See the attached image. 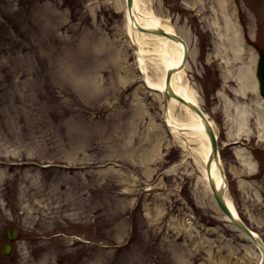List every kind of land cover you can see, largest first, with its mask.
Segmentation results:
<instances>
[{
    "label": "rangeland",
    "instance_id": "1",
    "mask_svg": "<svg viewBox=\"0 0 264 264\" xmlns=\"http://www.w3.org/2000/svg\"><path fill=\"white\" fill-rule=\"evenodd\" d=\"M124 1L0 0V245L7 228L21 229L0 264H212L226 239L249 242L223 220L198 171L174 166L179 147L158 140L162 101L137 67ZM217 1L158 3L165 21L191 34L241 217L264 240V140L253 114L249 135L227 138L224 97L238 96L229 69L249 64L255 76L264 0H227L247 49L240 59L217 51ZM236 140L256 172L237 162Z\"/></svg>",
    "mask_w": 264,
    "mask_h": 264
},
{
    "label": "bare ground",
    "instance_id": "2",
    "mask_svg": "<svg viewBox=\"0 0 264 264\" xmlns=\"http://www.w3.org/2000/svg\"><path fill=\"white\" fill-rule=\"evenodd\" d=\"M218 6H212L214 10V28L216 29L217 35V51L218 53L228 54L232 52L233 56L237 59L243 58L247 49L243 43V36L241 34L240 26L232 15L228 11V1L218 0ZM123 13H124V29L128 35L129 41L133 47L134 55L136 56L137 67L143 75V82L145 86L154 90L160 95L161 98V133L158 134V140L163 141L165 139L166 145L178 146L180 149L182 159L176 165L185 168L189 172L194 170L198 171L197 178L199 182H202L206 187L208 194L212 196V202L218 207L222 218L228 224L232 225L236 230L241 233V236L247 239L249 242L246 244H233L230 240H225L222 250H226V254H222L221 250L217 252V261L212 262V264H264V250L261 244L254 241L255 239L249 236L245 231H242L236 224L237 220L240 219L241 223L244 224L240 215L233 212L227 202L223 199L226 208H222L216 201L214 189L218 192L207 172L205 171L203 165L198 159L196 153L194 152L188 138L176 122L170 102L167 94L165 93L162 86L156 83L154 80L148 77L146 72L142 49L136 34L135 29V16H134V0L131 1V5L128 0L122 3ZM221 13V16L218 14ZM222 22V23H221ZM165 23L176 32L189 46V38L191 36L188 30L179 32L176 27L170 24L167 20ZM221 23V24H220ZM184 33V34H183ZM190 48V47H189ZM193 52V51H192ZM195 55V53L193 52ZM252 57V53L249 54ZM260 55L258 54L257 58ZM224 61L230 62L231 59L228 56L224 57ZM257 67V64H256ZM256 70V68H255ZM230 74L234 77L237 82V86L233 88L235 94H237L236 99H231L225 97V108L227 111L226 117L227 122L230 124V128L227 129L226 135L228 139H235L241 137L243 134L245 136L250 134V117L254 115V125L255 129L258 131L257 138H264V99L258 95L257 91V81L254 76V67L252 65L242 63L238 67V70L234 74L233 70L229 69ZM256 72V71H255ZM131 77L130 79H132ZM253 90L255 97L251 98V102L241 101L242 97H245L247 91ZM214 122L211 120V127L214 132L216 141L218 143L217 133L215 131ZM158 141V142H159ZM232 147V152L237 159V162L247 171L256 172L257 164L252 158L251 153L246 149V145L240 140L230 142ZM219 146V144H218ZM160 144L155 149H159ZM243 169H238L232 167L230 172H232L237 178L240 186L244 185V181L241 179V173ZM221 195V194H220ZM190 218V219H189ZM193 216L186 219L184 225L186 227H195L194 221L191 219ZM239 218V219H238ZM229 225V226H230ZM245 225V224H244ZM214 260V259H212ZM211 260V261H212Z\"/></svg>",
    "mask_w": 264,
    "mask_h": 264
},
{
    "label": "water",
    "instance_id": "3",
    "mask_svg": "<svg viewBox=\"0 0 264 264\" xmlns=\"http://www.w3.org/2000/svg\"><path fill=\"white\" fill-rule=\"evenodd\" d=\"M131 1L128 0L130 5ZM134 16L148 77L162 86L167 94L176 122L218 190L214 189L217 203L226 208L224 198L234 213L246 218L211 127L210 109L195 55L165 23L158 0H134ZM259 55L257 76L264 96V52ZM236 224L264 250V243L258 235L242 224L240 219ZM18 232L19 229L15 227L8 229L7 238L15 239ZM10 248L9 244L4 243L1 251L9 253Z\"/></svg>",
    "mask_w": 264,
    "mask_h": 264
}]
</instances>
